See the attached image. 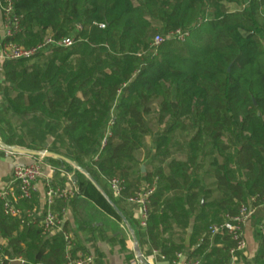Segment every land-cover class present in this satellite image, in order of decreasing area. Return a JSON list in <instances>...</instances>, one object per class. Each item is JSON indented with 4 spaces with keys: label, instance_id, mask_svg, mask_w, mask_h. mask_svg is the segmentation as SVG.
Listing matches in <instances>:
<instances>
[{
    "label": "trees",
    "instance_id": "1",
    "mask_svg": "<svg viewBox=\"0 0 264 264\" xmlns=\"http://www.w3.org/2000/svg\"><path fill=\"white\" fill-rule=\"evenodd\" d=\"M13 1L22 25L14 41L25 46L42 42H29L31 32L38 28L48 31L55 40L71 37L73 44H47L36 55L45 51L54 54L44 72L34 64L20 70L19 64L27 59L3 60L0 123L2 116L11 111L35 119L55 113L62 117L63 125L57 132L48 133L31 126L22 138L1 128L2 141L36 150L47 148L74 160L94 176L131 220L122 201L150 180L135 178L119 166L132 149L139 147V142L124 131L123 123L129 118L132 128L149 132L144 114L149 98L155 96L161 99L162 110L173 114L171 128H186L190 121L192 127L209 134L226 152L232 142H222L225 129L232 128L238 134L234 166L217 172L203 197L217 191L225 213L235 214L251 196L264 195V162L259 156L264 154V0ZM232 4L236 5L233 9ZM157 28L162 35L178 29L188 31V35L183 40L167 39L155 48L152 41ZM97 52L112 61L103 62L101 73L89 88L86 74L76 70L68 74L57 62L62 55L66 60ZM6 89H10L8 94ZM92 96L105 103L107 118L96 120L95 113L87 116L77 109ZM48 137L51 142H47ZM5 154L20 156L0 149V156ZM45 159L67 172L75 171L80 193L120 219L81 173L62 161ZM168 169V188L185 189L189 177L184 163L172 160ZM144 174L147 176V171ZM114 175L121 179L120 196L104 183ZM162 189L158 183L150 197L147 226L138 224V229L150 238L160 197L167 188ZM37 196L24 201L22 208H34ZM192 196L196 198L197 194ZM38 220L29 226L23 224L22 218L5 214L0 200V264H10L19 257L22 264H67L62 233L48 236ZM255 221L253 216L252 223L258 229V254L246 264L264 260V222ZM224 238L226 245L218 250L223 260L220 264H230L234 242L228 236ZM79 250L83 249L77 243L73 254ZM161 253L172 261V251L162 249Z\"/></svg>",
    "mask_w": 264,
    "mask_h": 264
},
{
    "label": "crops",
    "instance_id": "2",
    "mask_svg": "<svg viewBox=\"0 0 264 264\" xmlns=\"http://www.w3.org/2000/svg\"><path fill=\"white\" fill-rule=\"evenodd\" d=\"M235 6L232 4L230 8L233 9ZM3 33V14L0 8V51ZM2 63L3 60L0 56V79L3 77ZM30 157L32 156L8 154L0 156V187L10 180L14 165L31 163L27 160ZM33 158L35 157L31 159ZM52 168L55 169L50 172L49 168L46 167L44 174L52 175L53 185H70L79 191V195L68 202V212L63 222V228L65 226L66 230L74 235L78 247L95 254L94 264H139L134 254L132 235L123 221L103 210L92 199L81 194L74 172H67L65 169L54 165ZM148 170L149 168H145V171L148 172ZM141 171L145 172L142 167ZM165 171L168 174L169 169L167 168ZM132 176L135 177L133 174ZM209 181L213 183L214 178L211 177V180L209 178ZM44 182L45 180H41L40 192L34 202L38 209L43 208L44 204ZM104 183L106 184V181ZM107 187L110 189V186ZM192 189L199 191L196 188ZM191 191L178 188H167L164 191L160 197L159 212L156 214L153 238L145 235L140 228L138 229L140 219L137 206L126 199L122 201L124 211L131 218L130 220L126 217L135 231L143 256L153 260L154 264H184L187 260L195 261L196 264L222 263L221 252L218 250L225 247L226 240L224 236L209 235L207 229V224L212 219L213 209L207 206L205 200L201 201L199 196L191 197ZM209 194L205 195L209 197ZM184 195H187L186 200H184ZM259 209L261 207L256 210V213ZM219 219L217 218V221ZM255 228L256 226L251 219L246 228L247 249L230 264H246V260H252L258 254L259 243L254 235ZM177 248L181 250L177 251ZM162 249L172 251V261L162 255ZM83 250L78 252H83ZM178 253L183 254L182 259L177 257Z\"/></svg>",
    "mask_w": 264,
    "mask_h": 264
},
{
    "label": "rangeland",
    "instance_id": "3",
    "mask_svg": "<svg viewBox=\"0 0 264 264\" xmlns=\"http://www.w3.org/2000/svg\"><path fill=\"white\" fill-rule=\"evenodd\" d=\"M154 32L158 33V28ZM48 35V31L43 32L38 28H34L31 32L32 39L29 42L36 43L37 41L45 40ZM53 57L54 54L45 51L27 62L19 64V68L21 70L23 66L34 64L40 66L44 72L48 66V62L52 60ZM64 58L65 55L60 56L57 62H60L63 69L66 70L68 74H71L73 70L86 74L88 77L87 88H89L88 86H93L92 84L97 74L101 73L103 69V62L112 61L104 55L100 57L99 52L93 55L72 56L66 60H64ZM112 78L115 80V77ZM5 91L8 94L10 89H6ZM3 94L2 92L0 93V102L4 97ZM160 103L161 99L155 96L150 97L148 100L147 110L144 114L145 123L149 129L147 133H142L132 128L129 118L125 119L123 123L124 131L128 132L139 142V147L132 149L130 156L123 159L119 166L127 168L130 173L135 175V178L137 177L142 180L150 181L158 178L163 188L162 190H164L169 187L168 182L165 180L167 175L165 169L168 168L169 163L172 160H179L184 163L188 169L187 177H189L185 190H192V194H197L201 201L205 200L207 206L213 209L212 219L207 224L208 229L212 222L217 220V218H221L226 209L221 205L222 196L220 193L217 191L209 192V197H207L208 195L203 197V192L211 187L209 178L211 180V177L214 178V175L220 170L224 171L226 168L234 166L233 158L236 146H238V134L232 128L225 129L226 136L222 139V142H232L230 145L231 149H228L226 152L221 150L219 145H216L217 142H213L209 134L200 132L197 127H192L190 121L186 128H171L174 116L168 110L163 111ZM105 107L106 105L102 100L94 99L92 96L89 102L82 103L77 109L85 112L87 116H90L91 112H93L95 113V119L101 120L107 115ZM108 116L111 117L112 115L109 113ZM62 122V117L57 116L55 113H50L49 115L40 116L35 119L31 118L30 115L23 116L9 111L1 118L0 130L1 128L8 129L15 134L16 137L22 138V136L28 135V127L37 126L45 133H48L49 130L57 132V130L62 128ZM196 136L197 138L195 139ZM51 140L52 138L48 137L47 142H51ZM259 156L263 158L264 162V154H259ZM31 158L32 157L27 159L29 160L28 162L37 160V158ZM142 166L149 168L147 176L141 172ZM73 172L75 173V171ZM106 185L110 186L109 182L106 181ZM192 188H196L199 191H195ZM186 199L187 195H184V200ZM259 211L260 214L256 213L254 215L256 224L264 222V214H262L264 213V208L259 209ZM254 235L258 237L257 228L254 229ZM253 264H264V260H260L258 263L254 262Z\"/></svg>",
    "mask_w": 264,
    "mask_h": 264
},
{
    "label": "built area",
    "instance_id": "4",
    "mask_svg": "<svg viewBox=\"0 0 264 264\" xmlns=\"http://www.w3.org/2000/svg\"><path fill=\"white\" fill-rule=\"evenodd\" d=\"M0 8L3 14L4 29L0 51L2 60H30L43 50L47 44H57L66 47L73 44L71 37L55 40L50 35L35 45L25 46L19 44L14 41V38L22 30L21 16L15 12L14 1L0 0ZM101 27H104V24H101ZM187 35L188 31L179 29L166 35L158 33L154 36L152 47H158L167 39L178 38L183 40ZM112 124L113 121L110 122V126ZM36 158L37 160L28 164H15L10 180L0 187V200L3 202L5 214L22 218V223L28 226L39 219V226L48 236L61 232L65 241L67 264H94L95 254L93 252L83 251L73 254V250L77 246L76 239L71 232L63 228V222L68 212V202L79 195L78 189L70 185H53L52 175H45L44 169L48 167L50 172H53L55 168H52V165L46 161L45 157ZM41 180H45L43 184V208L34 207L24 210L22 203L26 200H32L40 192ZM108 181L112 192L116 196H120L123 190L120 176L114 175ZM158 183V178L150 182H144L141 188L128 199V202L137 206L142 227L147 226L150 197L155 193ZM259 207L264 208V195L257 193L250 197L248 203L241 204L235 214L224 213L218 221L209 225V235L228 236L234 242L233 247L230 249L231 262L235 261L237 252L247 249L246 228ZM177 257L182 259L183 254L178 253ZM16 259L23 263L21 257L12 260ZM184 264H196V262L187 260Z\"/></svg>",
    "mask_w": 264,
    "mask_h": 264
},
{
    "label": "water",
    "instance_id": "5",
    "mask_svg": "<svg viewBox=\"0 0 264 264\" xmlns=\"http://www.w3.org/2000/svg\"><path fill=\"white\" fill-rule=\"evenodd\" d=\"M264 45V44H263ZM0 149L5 150L7 152L15 153L21 156H32V157H50L55 160L62 161L67 165L71 166L74 170L81 173L97 190V192L104 198V200L112 207V209L116 212V214L120 217L123 223L127 226L129 232L132 235L134 242V254L139 264H154V261L151 259H146L140 249L138 239L136 238L135 231L130 225L128 219L125 214L120 210V208L116 205L114 200L110 197V195L106 192V190L102 187V185L94 178V176L84 167L79 165L74 160L61 155L59 153L48 150L47 148L36 150L30 149L19 145H10L5 143L0 139ZM142 170L145 171V167L142 166ZM10 264H22V262L18 259L12 260Z\"/></svg>",
    "mask_w": 264,
    "mask_h": 264
}]
</instances>
